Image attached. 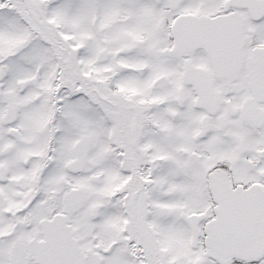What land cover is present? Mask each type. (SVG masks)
I'll return each mask as SVG.
<instances>
[{"label":"snow or ice","instance_id":"6c2138e0","mask_svg":"<svg viewBox=\"0 0 264 264\" xmlns=\"http://www.w3.org/2000/svg\"><path fill=\"white\" fill-rule=\"evenodd\" d=\"M0 264H264V0H0Z\"/></svg>","mask_w":264,"mask_h":264}]
</instances>
